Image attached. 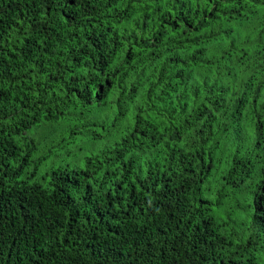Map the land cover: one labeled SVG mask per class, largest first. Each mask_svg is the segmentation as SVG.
<instances>
[{
    "label": "trees",
    "instance_id": "obj_1",
    "mask_svg": "<svg viewBox=\"0 0 264 264\" xmlns=\"http://www.w3.org/2000/svg\"><path fill=\"white\" fill-rule=\"evenodd\" d=\"M0 264H264V0H0Z\"/></svg>",
    "mask_w": 264,
    "mask_h": 264
}]
</instances>
